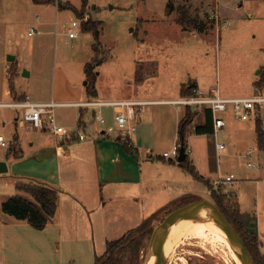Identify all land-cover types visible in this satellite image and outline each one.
Segmentation results:
<instances>
[{"label": "rangeland", "instance_id": "rangeland-1", "mask_svg": "<svg viewBox=\"0 0 264 264\" xmlns=\"http://www.w3.org/2000/svg\"><path fill=\"white\" fill-rule=\"evenodd\" d=\"M63 1L70 2L77 12L59 10L54 5H36L32 0H0V103L12 101L3 93L9 90V71L17 76L19 68L22 69L21 74L31 71L32 76L20 77L15 82V95L18 96L16 89H23L31 100L50 99L58 88L55 87L56 82L62 81V76L81 85L84 65L95 56L94 37L82 31L83 21L90 19L103 23V35L98 46V59L102 58L103 63L97 67L96 74L97 86L104 95L114 91L119 94L134 92L135 87L130 81L139 62L138 68L142 66L145 71L157 67L158 78L162 82L166 78L186 79L203 75L204 80L223 95L255 96L263 91L258 90L254 83L259 78L261 65H264V50L257 49V44L264 40V22L260 26L255 24L246 28V42L240 41L243 37L235 40L231 34L233 26L217 28L214 17L216 0H90L84 9H81L82 0ZM170 3L173 10L169 13L166 11ZM195 20L203 22L205 29L177 30L179 21L183 22L181 29L192 30ZM74 21L81 24V30L77 38L71 39L69 31ZM31 28L36 33L29 36ZM261 58L262 63L257 66ZM142 88L143 91L137 89L138 93L153 91L149 84ZM261 111L264 119V109ZM0 114L6 115L5 119L18 117L22 120V110L0 107ZM54 115L58 125L67 129L77 128L75 113L71 109L58 107ZM228 116H232L231 113ZM16 125L12 123L4 133L9 140V131L17 129L23 156L18 158L21 149L17 138L8 150L2 151V154L8 152V157L13 159L9 160L8 171L0 174V198L18 193L14 185H7L10 178L41 180L51 169L52 158L39 159L42 151L39 147L40 141L50 143L56 139L55 136L47 127L34 132L22 127L20 121ZM172 150L169 148L167 151L171 154ZM246 159V172L252 178L245 180L244 185L241 181L234 183V192L238 193L240 211L255 217L253 228L261 237L264 236V176L258 167L247 166L248 162L256 163L254 156ZM227 173L238 178L234 173ZM197 184L195 193L198 196L183 200L203 199L214 203L207 185L200 181ZM234 192L224 194L234 201ZM163 209H157L159 214L149 223L150 234L143 242L138 264L147 263L154 229L176 208L160 213ZM36 239L42 253L32 251L21 264H94L96 256L103 255L106 250L105 240L98 236L94 243L83 246L82 253L72 251L62 242L60 245L42 244L40 238ZM216 241L207 242L197 235H188L175 245L166 246L164 264H238L227 246L218 239ZM260 250L264 253L262 241Z\"/></svg>", "mask_w": 264, "mask_h": 264}, {"label": "crops", "instance_id": "crops-1", "mask_svg": "<svg viewBox=\"0 0 264 264\" xmlns=\"http://www.w3.org/2000/svg\"><path fill=\"white\" fill-rule=\"evenodd\" d=\"M56 8L58 9L57 6ZM214 17L217 20V28L233 26L231 34L234 39L243 37L240 41L246 42V28L255 24L260 26L264 22V2L216 0ZM177 25V30L183 32L195 30L194 28L192 30L181 29V25L180 27L179 23ZM257 46V49L263 51L264 40ZM262 60L263 58L257 66L262 63ZM139 64L141 62L137 64L136 72ZM18 72L19 75L15 77V82L20 77L31 78L32 76L31 71L29 76L21 74L22 69L20 68ZM136 72L130 81L136 89L133 87L134 92L119 94L114 91V93L104 95L96 83L98 96L93 98L103 102H146L136 116L137 130L131 137V146L120 142L117 134L98 136L92 119L95 110L74 105L93 100L86 93L85 72L81 74V85L71 83L65 76H62V81L56 82L55 87H58V91L55 88L51 100L46 99L47 97L44 100H32L34 102L53 100L52 102L61 104L56 108L64 107L74 111L77 126L84 129L88 138L85 141L75 140L63 144H59L56 139L50 143L40 141L39 148H42L40 154L43 157L39 159L52 158L49 174L41 180L25 181L10 178L7 185L16 186L17 183L34 182L55 188L60 194L56 215L43 230H36L27 221L17 220L3 213L2 203L8 199V196L4 195L0 198V264H21L32 251L41 254L39 241L36 238H40L42 244L46 242L60 245L62 242L72 251L79 253L80 251L82 253L84 245L94 243L97 236L106 243L116 240L156 214L157 209H163L169 205L171 209L189 196H198L195 192L199 181H209L213 185L218 175L224 172L236 174L239 178L236 183L241 181L244 185L245 180L252 178L247 175L245 166L246 156L250 152L251 157L254 156L256 160L254 164L264 176V151L258 148L254 120L240 122L233 116H228L230 113L225 115L226 125L218 134V140L225 144L224 150H216L213 134H191L188 138V146L192 150L189 160L203 181L196 179L181 168L172 157H163V154L167 153L169 148L173 149L178 142V128L185 115L186 107L177 105L174 101L182 97V86H194V88L204 90L213 87L204 80L203 75H195L186 79L166 78V81L162 82L158 78L160 75L158 68L152 67L147 71L144 68L142 80L137 82ZM144 84L152 86L153 91L138 93L137 89L143 91ZM16 90L18 96L17 94L12 96L10 89L3 93V96L9 97L12 101L0 103V107L20 111L8 104L20 101V96L31 100L26 90ZM261 93L260 95L264 96V90ZM220 94L227 98L252 96ZM102 112L108 124L112 125L114 110L104 108ZM3 115L0 114V134L5 137V130L12 123L18 126V121H20L21 126L27 128L24 122L19 120L20 118L5 119L6 115ZM261 119L264 128L262 111ZM45 126L44 121L43 129H46ZM38 131L41 130L34 132ZM9 134L10 141H8L11 143L17 138L22 151V140L17 129L16 131L11 129ZM127 147H131L134 152H129ZM2 151H0V162H5L9 168V160L13 157L7 158L8 152L2 154ZM219 187L224 188V192L229 189L227 185ZM234 193L237 198L238 193ZM17 194L29 198L23 193L18 192ZM97 230L100 234H97ZM250 230L253 231L254 228ZM34 237L36 241L33 240ZM262 237H259L261 241Z\"/></svg>", "mask_w": 264, "mask_h": 264}, {"label": "trees", "instance_id": "trees-1", "mask_svg": "<svg viewBox=\"0 0 264 264\" xmlns=\"http://www.w3.org/2000/svg\"><path fill=\"white\" fill-rule=\"evenodd\" d=\"M36 5H54L59 8V10H72L77 12V9L73 7L70 2H64L63 0H32ZM90 0H82L81 9L88 7V2ZM171 3L168 6V11H172ZM170 11V12H171ZM169 12V13H170ZM82 17V16H81ZM180 25L183 22H178ZM203 22L195 20L193 23V28L198 31L205 29ZM82 31L84 33H91L95 39V44L93 45L95 56L90 62H88L84 67V72L87 78L88 84L86 85L87 96L91 99L97 98V67L101 66L103 59H98L99 55V42L103 35V23L96 20H87L82 23ZM16 68V67H15ZM142 66H139L136 72V81L142 80ZM15 74L9 71V89L12 96H15ZM255 87L258 90H264V67L259 71V78L255 82ZM194 86L183 85L181 89V96H190L193 94ZM25 96H20L19 100L22 101ZM256 126L257 142L260 151H264V128L261 119V112H257L254 119ZM191 134L197 135H212V116L210 110L204 108L202 111H193L191 108H186L185 115L181 120L178 128V142L181 147L187 149L188 138ZM16 139V138H15ZM17 140V139H16ZM129 152H134L131 147H127ZM18 158L23 156L22 151H19ZM18 155V153H15ZM14 154V155H15ZM8 157V156H7ZM15 157V156H14ZM16 158V157H15ZM181 168L190 173L193 177L198 180L203 181V178L198 174L196 168L193 166L192 162L189 160V156L182 163H177ZM208 186L211 192L212 198L214 199V204L219 208L223 215L228 219L232 226L243 238L249 252L251 253L255 264H264V253L260 250L261 240L255 230L251 231L255 226V217L242 213L238 206V201H234L226 198L224 194V188L219 187L217 190L213 188L209 181H203ZM16 190L19 193H23L29 198L22 195H13L9 197L2 203L3 213L13 216L17 220L27 221L34 229L43 230L47 224L53 220L57 212L58 200L60 192L55 189L45 185H41L34 182L29 183H17ZM191 201H180V203L175 204L176 209L184 206ZM163 211H170L169 208L163 209ZM154 214L150 218L146 219L139 226L127 231L122 237L108 241L106 243L105 253L101 256H96L94 264H134L140 262L141 251L144 248V240L146 236L150 234L149 223L155 218ZM152 236V235H151Z\"/></svg>", "mask_w": 264, "mask_h": 264}, {"label": "built area", "instance_id": "built-area-1", "mask_svg": "<svg viewBox=\"0 0 264 264\" xmlns=\"http://www.w3.org/2000/svg\"><path fill=\"white\" fill-rule=\"evenodd\" d=\"M86 20V18L84 19ZM81 30V24L79 22H72L69 37L71 39L77 38L78 31ZM36 33L34 28H31L29 36ZM175 104L191 108L193 111H202L204 108L210 110L212 116L213 135L216 143V150H224L225 144L218 140V134L226 125L225 115L231 113L235 120L240 122H247L254 120L257 112H261L264 109V96L255 95L251 97H237L227 98L223 97L218 88L200 89L195 88L193 94L190 96L180 97L174 101ZM146 102L140 101H123V102H103L98 100H87L85 102L74 104L77 107L92 108L94 113L92 116L93 122L96 125V134L98 136L104 134L108 136L119 137L120 142H124L128 146H131V137L137 130L136 116ZM61 104L55 102H34L30 98H25L22 101L8 104L10 107H14L22 110V122L31 131L42 130L44 121L50 132L55 136L59 144H63L68 141H85L88 137L81 126H77L76 129H67L60 126L56 122L54 115V109ZM104 108H111L114 110L112 125H109L105 115L102 112ZM10 142L7 138L0 134V151L8 150ZM181 145L177 142L173 150L170 153H164L163 157L173 158L177 162ZM186 154L189 156L192 153L191 148L188 146L185 149ZM252 153L247 154V158H250ZM248 167H257L256 164L248 162ZM237 179L233 174H219L213 181V185L216 187L227 185L228 190L225 193L233 192L232 188ZM264 241V236L262 237Z\"/></svg>", "mask_w": 264, "mask_h": 264}, {"label": "water", "instance_id": "water-1", "mask_svg": "<svg viewBox=\"0 0 264 264\" xmlns=\"http://www.w3.org/2000/svg\"><path fill=\"white\" fill-rule=\"evenodd\" d=\"M24 75L29 76V73L24 72ZM84 84L87 85L88 82L85 81ZM186 156L185 148L181 147L177 162L182 163L186 159ZM42 157L43 156L41 155L39 156V158ZM7 171L8 168L6 163L0 162V174ZM202 211L207 219L213 220L223 229L243 264H255V261L240 234L214 203L203 199L193 201L178 209L170 211L163 221L154 229L150 240V254L155 259L154 264H164L163 249L168 229L174 223L183 219L196 221L197 215Z\"/></svg>", "mask_w": 264, "mask_h": 264}, {"label": "bare ground", "instance_id": "bare-ground-1", "mask_svg": "<svg viewBox=\"0 0 264 264\" xmlns=\"http://www.w3.org/2000/svg\"><path fill=\"white\" fill-rule=\"evenodd\" d=\"M188 235H197L207 242H217L216 239L222 241L223 244L227 246L226 248H228L234 260L238 264H243L241 258L229 242L223 229L213 220L207 219L203 211L197 215L196 221L183 219L177 221L168 229L163 249L164 258L166 246H173V244L175 245ZM154 263L155 259L150 255L146 264Z\"/></svg>", "mask_w": 264, "mask_h": 264}]
</instances>
